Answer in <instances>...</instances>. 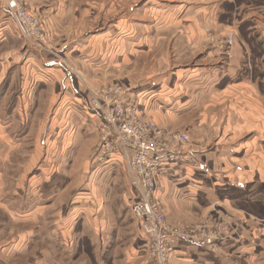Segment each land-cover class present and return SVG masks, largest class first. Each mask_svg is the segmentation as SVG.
<instances>
[{
  "label": "crops",
  "instance_id": "obj_1",
  "mask_svg": "<svg viewBox=\"0 0 264 264\" xmlns=\"http://www.w3.org/2000/svg\"><path fill=\"white\" fill-rule=\"evenodd\" d=\"M232 1L193 0L186 4L190 5L187 9L175 10V19L180 23L160 29L162 34L172 29L180 35V40L173 44V49L179 50L177 55L183 53V58L190 59L201 55L206 63L215 62L213 66L204 67V62H199L200 66L195 69L187 67L177 71L174 77L180 82V94L164 85L163 78H144L131 89L138 96L146 118L165 128L181 129L190 134L191 145L196 148L202 165L200 170L190 165L176 167L160 180L157 198L168 221L188 226L189 223L197 226L206 223L209 227L223 222L237 232V236L233 234L214 249L182 243L172 256L171 264H264V131L254 133L242 148L239 143L240 130L255 129L258 123L264 124V100L257 99L258 87L250 79L242 78L244 43L238 42L232 48L229 65L221 63L225 56L221 55L224 51L220 39L234 28L223 21V6ZM1 4L0 0V37L6 31L7 21L13 20ZM250 5H241L248 7L244 20H257L254 28H264L262 15L256 13L257 10L263 12L264 5L255 8ZM207 28L214 35L212 47L204 33ZM17 32L19 34L18 29ZM2 45L1 41L0 48ZM4 57L8 60V53L0 61L2 72L6 69ZM40 59L43 60V56ZM54 65L60 66L57 61L45 63L49 68ZM62 68L69 76V68ZM70 82L69 77L68 85ZM58 99L54 93L46 104ZM45 100L42 93L37 98L26 96L21 100L26 104L23 110L19 109L23 105L11 108L6 97L0 100V264H66L73 259L68 242V200L73 206L71 216L80 215L84 221L82 233L89 235L92 230L97 252L109 240L106 237L112 239V229L117 225L116 239L125 246L122 252L112 254L111 264H154L146 238L139 223L133 219L131 207L135 191L122 161L115 166H105L96 176L98 178L102 172L104 177L112 180L117 176V170L125 172L130 197L126 200L128 214L122 213L121 220L118 215V221L112 219L111 207L101 202L103 193L94 184H91L92 196H85L81 191L75 198L73 193L68 197L64 168L60 165L63 152L56 149L53 156V147H46V142L44 146L33 143L31 148L23 147L25 160L18 171L17 153L20 150L15 136L19 132L22 139L30 138L35 129L33 123L38 120L43 122L38 124L36 131H47L46 118L40 114L45 110L39 108ZM80 108L94 120L100 134L98 117L87 107L86 100ZM78 113L73 110L69 116L76 118ZM61 114L59 108L53 116V124L49 122L50 134L52 130L56 136L73 131V127L63 126ZM29 121L30 130L27 124L23 125ZM17 123L25 127L17 126ZM49 152L53 157L47 155ZM26 224L29 229L22 232L21 225ZM55 239L57 242L54 243ZM34 242L36 245L48 244L47 256L36 252ZM27 249H34V252L26 259L24 252ZM86 259L87 256L82 255L73 264L87 262ZM96 261L104 264L105 254H96Z\"/></svg>",
  "mask_w": 264,
  "mask_h": 264
},
{
  "label": "rangeland",
  "instance_id": "obj_2",
  "mask_svg": "<svg viewBox=\"0 0 264 264\" xmlns=\"http://www.w3.org/2000/svg\"><path fill=\"white\" fill-rule=\"evenodd\" d=\"M23 1L27 9L41 21L45 35L44 45L48 52L35 49L23 38L19 29L18 34L17 25H14L16 24L15 20L10 15L14 23L13 20L7 21L6 31L0 37V42L3 43L0 48V61L8 53V60L4 57L3 61L6 63V69L3 72L0 71V100L6 97L7 104L11 108L15 109V107L23 105L22 108H19L23 110L26 108V104L21 102L24 97L37 98L42 93L46 100L39 108L45 110V113L41 112L40 114L46 118L47 131H36L38 124L43 122L38 120L33 123L35 129L30 134V138L22 139V133L16 134L15 142L17 149L20 150L17 153L18 171L25 160V155H22L23 147L31 148L33 143L36 146H44V142H46V147H53V156L56 154V149L59 150V153L63 152L64 158L60 165L64 168L68 197L73 193L75 198L81 191L85 196L88 194L92 196L91 184H94L98 191L103 193L101 202L111 207L112 219L118 221L119 215L121 220V214L128 212L126 200L130 198L125 172L117 170V176L112 180L104 177L102 172L101 176L96 177L98 171H93L92 154L99 143V134L95 128L98 126L80 106L86 100L88 88L99 89L103 86L110 87L120 83L132 89L144 78H163L164 85H168L170 89L178 90L180 94V82H176L177 78L174 77L177 75V71L187 67L195 69L200 66L199 62H204V67L213 66L215 62L206 63V59H202L204 56L201 57V55L197 59L183 58V53L177 55L179 50L173 49V44L180 40V35L172 29L169 33L162 34L160 32L161 28L167 26L172 28L175 24L180 23L175 19V13L180 9H187L186 7L190 5L186 4L192 3L193 0ZM245 3L251 4L250 7L255 8L264 5V0H234L225 4L223 6L225 11L223 21L234 26L229 30V33H235V45L238 42L244 43L245 60L242 66V78L250 79L251 83L258 87L257 99L264 100V28H254L258 24L257 20H244L248 7H241V5ZM256 13L258 16L262 15L264 19V10L259 13L257 10ZM241 22L243 23L241 24ZM204 33L207 34L208 44L212 47L214 35L211 29H205ZM229 33L220 39L222 40L221 44ZM221 55L225 56V58H221V63L229 65L232 55L226 52ZM40 56H43V60L40 59ZM52 61H57L60 66L54 65L50 68L45 66V63ZM1 64L0 62V67ZM62 66L66 69L69 68V72H71L69 76ZM69 77L70 85L67 83ZM36 84L37 86H35ZM53 91L59 99L46 104L53 98ZM31 108L35 109L37 106ZM59 108L62 110L63 126L65 128L71 126L73 131L56 136L53 135L54 130L50 134L48 124L52 123L53 116ZM73 110L80 112L77 119L74 115L73 118L72 115L69 116V112ZM25 124L30 130L32 126L30 121L24 122L23 125ZM18 125L22 126L20 123H17ZM158 126L166 133L169 131L183 132L181 129L173 130L160 124ZM263 131L264 124L261 123H258L255 129L240 130L241 148L246 146L254 133ZM47 155L53 157L51 152ZM23 202L26 204L24 199ZM71 203L72 201L68 200L70 226L68 242L71 256L74 258L66 264H73L82 255L87 256V262L79 264H99L96 261L98 253L105 254L104 264H111L112 254L122 252L125 246L124 243H120L116 239L117 225L113 227L115 229H112L113 240L110 239L111 236L106 237L109 240L103 243L100 247L101 251L97 252L92 230L89 231V235H84L82 233L84 221L81 220L80 215L71 216L73 214ZM24 204L20 203V206H24ZM121 209H125V211L120 212ZM162 210L165 214L163 207ZM127 217L129 218V216ZM170 223L194 229V231L196 229L197 233L204 228V223L200 226L192 223H189L190 226L184 225V223ZM28 229L29 225H21L22 232ZM229 233L230 238L233 234L237 236V232H234L230 226ZM55 242H57L56 239ZM34 245H36L35 242ZM36 246V252L40 256H47L48 244L41 243ZM33 252L34 249H27L24 252V258L27 259Z\"/></svg>",
  "mask_w": 264,
  "mask_h": 264
},
{
  "label": "built area",
  "instance_id": "obj_3",
  "mask_svg": "<svg viewBox=\"0 0 264 264\" xmlns=\"http://www.w3.org/2000/svg\"><path fill=\"white\" fill-rule=\"evenodd\" d=\"M2 5L14 18L23 38L35 49L46 52L41 21L27 9L25 2L2 0ZM235 37L231 32L221 44L227 54L236 43ZM87 92V107L100 124L99 143L92 154L93 171L124 163L135 191L133 219L139 223L154 264H171L182 243L214 249L218 243L229 240V228L222 222L215 227L204 223L198 233L196 229L171 224L157 198L160 180L169 170L184 165L199 170L202 167L190 135L185 131L166 133L153 119L146 118L138 96L124 84L88 88Z\"/></svg>",
  "mask_w": 264,
  "mask_h": 264
}]
</instances>
